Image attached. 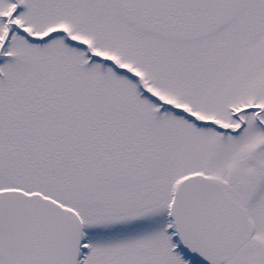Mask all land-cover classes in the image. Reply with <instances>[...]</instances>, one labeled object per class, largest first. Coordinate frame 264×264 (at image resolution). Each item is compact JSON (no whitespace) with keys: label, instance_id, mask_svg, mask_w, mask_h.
<instances>
[{"label":"snow or ice","instance_id":"snow-or-ice-1","mask_svg":"<svg viewBox=\"0 0 264 264\" xmlns=\"http://www.w3.org/2000/svg\"><path fill=\"white\" fill-rule=\"evenodd\" d=\"M0 264H264V0H0Z\"/></svg>","mask_w":264,"mask_h":264}]
</instances>
